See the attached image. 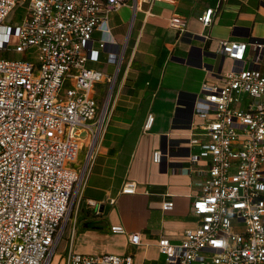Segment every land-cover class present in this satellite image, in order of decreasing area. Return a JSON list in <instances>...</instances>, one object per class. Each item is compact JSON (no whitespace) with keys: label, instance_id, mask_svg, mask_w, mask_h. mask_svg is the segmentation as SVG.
I'll list each match as a JSON object with an SVG mask.
<instances>
[{"label":"built area","instance_id":"2783aa9c","mask_svg":"<svg viewBox=\"0 0 264 264\" xmlns=\"http://www.w3.org/2000/svg\"><path fill=\"white\" fill-rule=\"evenodd\" d=\"M151 1L0 0V264H51L92 156L91 149L82 169L73 165L80 136L91 135L93 146L103 130L123 58L109 14ZM17 7L22 19L8 22ZM212 13L208 8L199 16L203 26ZM168 22L186 31L181 14ZM218 49L233 66L215 81L204 80L188 132L185 169L206 163L191 204L198 223L177 242L157 240L166 264H264V38L223 39ZM102 54L114 74L93 67ZM102 84L110 85L104 103ZM160 158L154 152L153 160ZM121 192L133 193V183ZM172 208L171 199L161 203L163 212ZM65 264L135 262L132 254L68 250Z\"/></svg>","mask_w":264,"mask_h":264},{"label":"crops","instance_id":"0c3cea01","mask_svg":"<svg viewBox=\"0 0 264 264\" xmlns=\"http://www.w3.org/2000/svg\"><path fill=\"white\" fill-rule=\"evenodd\" d=\"M208 8L212 21L203 26L198 18ZM174 13L186 18L185 32L169 26ZM108 28L123 58L118 70L104 54L93 64L110 66L102 71L116 70V79L63 250L132 254L135 264H166L157 240L177 242L198 223L191 204L201 193L206 163L185 169L194 97L204 80L215 81L233 66L219 51V40L264 38V0H152L136 10L121 5L110 12ZM76 160L78 169L87 162ZM126 183H133V193L121 192ZM169 199L173 208L163 212L161 203ZM133 235L138 244L130 242Z\"/></svg>","mask_w":264,"mask_h":264},{"label":"rangeland","instance_id":"374dc122","mask_svg":"<svg viewBox=\"0 0 264 264\" xmlns=\"http://www.w3.org/2000/svg\"><path fill=\"white\" fill-rule=\"evenodd\" d=\"M23 17V9L21 7H17L15 9V11H13L10 16L8 17L7 21L8 22H18L22 19ZM13 57L19 58L21 57L20 54H17ZM102 70H107L110 71V66H107L105 63H102L101 65H99ZM109 87L110 85H106L105 87L103 85H100V90H101V97H100V101L102 103H104L107 99V95H108V91H109ZM81 141L79 142L80 145V151L78 154V158L76 160L77 164H81V162H83L84 160L88 159V156L90 155L91 149H92V140H91V135H89L87 138L83 137V135L80 136ZM74 203L75 200L73 201V194L71 196V200H70V210L68 213V217H66V223H65V227H64V233H63V239L60 241L57 250L55 251V254L51 260V264H65V252L63 250L64 248V243L66 240V236L68 235V229H69V225L71 223V220L74 216Z\"/></svg>","mask_w":264,"mask_h":264},{"label":"water","instance_id":"95a60500","mask_svg":"<svg viewBox=\"0 0 264 264\" xmlns=\"http://www.w3.org/2000/svg\"><path fill=\"white\" fill-rule=\"evenodd\" d=\"M192 50H193V49L191 48V49H190V54H191Z\"/></svg>","mask_w":264,"mask_h":264}]
</instances>
